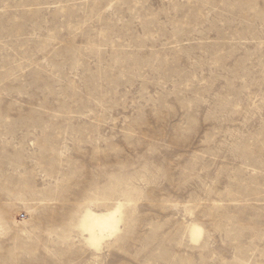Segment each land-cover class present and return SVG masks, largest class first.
I'll list each match as a JSON object with an SVG mask.
<instances>
[{"label":"rangeland","instance_id":"rangeland-1","mask_svg":"<svg viewBox=\"0 0 264 264\" xmlns=\"http://www.w3.org/2000/svg\"><path fill=\"white\" fill-rule=\"evenodd\" d=\"M0 264H264V0H0Z\"/></svg>","mask_w":264,"mask_h":264},{"label":"bare ground","instance_id":"bare-ground-1","mask_svg":"<svg viewBox=\"0 0 264 264\" xmlns=\"http://www.w3.org/2000/svg\"><path fill=\"white\" fill-rule=\"evenodd\" d=\"M125 203L118 201L110 208L101 211L87 209L80 221V226L88 232V241L95 248L99 249L103 239L120 230L119 222L123 218V207ZM192 237L198 240L201 234V227L194 224L191 228Z\"/></svg>","mask_w":264,"mask_h":264}]
</instances>
